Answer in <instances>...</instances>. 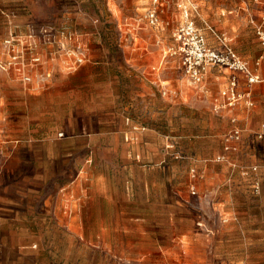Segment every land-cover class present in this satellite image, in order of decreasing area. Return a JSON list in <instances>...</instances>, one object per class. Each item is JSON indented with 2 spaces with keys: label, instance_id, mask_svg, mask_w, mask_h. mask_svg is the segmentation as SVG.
<instances>
[{
  "label": "crops",
  "instance_id": "1",
  "mask_svg": "<svg viewBox=\"0 0 264 264\" xmlns=\"http://www.w3.org/2000/svg\"><path fill=\"white\" fill-rule=\"evenodd\" d=\"M183 10L186 21L189 9L185 6ZM40 30L51 36L40 38L42 46L36 53L40 62L32 63L40 71L33 74L32 67L23 68L32 74L28 83L8 72L10 87L0 89V137L2 132L22 146L21 153L13 156L21 166L10 170L12 181L0 202V229H4L0 231V264H32L40 252L33 243L42 240L40 236L49 226L57 227L59 234L64 228L74 241L100 249L95 250L110 263L118 258L122 260H116L118 264H142L136 259L157 255V228L173 224L175 210H186L194 221L197 216L189 192L175 188L179 167L175 168L168 148L172 132L168 112L172 124L176 99L201 112H219L220 91L233 72L224 67L209 69L198 88L202 97L192 100V81L181 94L175 93L172 76L166 70L158 72L155 58L135 53L125 64L139 71L133 76L138 86L133 97L136 103L129 102L124 86L117 101L115 95L111 101L108 94L98 108L83 100V91L58 82L59 75L73 76L68 72L72 53L64 42L53 40L54 27L43 25ZM34 33L30 29L29 37ZM154 35L157 33L151 39ZM207 37L209 44L214 41L210 33ZM134 39L126 46L131 50L141 39V50L146 41L141 36ZM246 58L251 61L252 55ZM236 74L240 89L245 90L244 75ZM87 78L93 81L94 76ZM118 84H123L120 77ZM251 90L253 104L241 101L223 108L222 123L226 126L233 119L241 129V139L232 149H225L234 161L233 173L247 177L251 167L257 166L250 176L257 178L254 186L259 192L264 181V81ZM159 117L164 124H159ZM99 165L104 170L96 173ZM198 167L203 171L201 186L215 180L205 163ZM115 241L120 244H113ZM145 242H153V248H147ZM167 252L161 251L165 258Z\"/></svg>",
  "mask_w": 264,
  "mask_h": 264
},
{
  "label": "rangeland",
  "instance_id": "2",
  "mask_svg": "<svg viewBox=\"0 0 264 264\" xmlns=\"http://www.w3.org/2000/svg\"><path fill=\"white\" fill-rule=\"evenodd\" d=\"M185 6L190 13L188 19L195 22L206 38L207 33L214 38L210 42L212 47L226 42L255 71L261 70L264 58L261 65L257 60L264 56V45L252 22L260 11L256 0H159L156 5L153 0H0V89L10 87L8 72L11 76L16 73L18 79L28 83L30 80L26 77L31 79L32 74L23 68L32 67L33 74L40 71L41 67L37 69L32 63L40 62L33 58L42 46L40 38L49 34L40 30L47 25L55 28L51 30L56 33L53 40L64 42L73 57L68 71L73 76L59 78V75L58 82L83 91V100L93 102L94 107L100 108L108 94L111 101L112 95L117 101L118 91H123L124 86L128 88L129 102L136 103L133 97L138 86L133 76L139 71L125 64V59L135 53L155 58L158 72L166 70L173 78L174 92L181 94V89L190 87L191 81L182 64L177 38L178 29L185 23ZM153 8L159 17L156 25L147 17ZM30 29L36 32L31 38ZM154 33L157 35L151 39ZM12 36L14 42L8 48L6 40ZM135 36L146 41L141 50V39H137L135 46L132 44L131 50L126 46ZM31 39L37 44L30 42ZM246 55H252L251 61ZM90 75L94 76L93 81L87 78ZM119 77L122 86L118 84ZM194 84L195 88L190 87L192 100L200 95L198 88L202 83ZM159 119V124H164V119ZM223 119L222 109L201 112L177 99L174 101L172 124H169V112L167 122L172 131L168 148L173 153L175 168L179 167L175 188L189 192L191 202L197 207V216L194 221L186 210H175L174 223L157 228V255L136 261L142 264H264V181L257 192L254 186L257 178L250 176L256 170L251 167L250 174L243 178L233 173L234 161L225 150V136L236 126L233 119L223 125ZM1 135L0 202L12 181L10 170L21 166L13 156L22 151L20 141L8 139L2 132ZM200 162L211 169V177L215 178L202 186ZM102 170L101 165L95 167L96 173ZM0 231H4L3 227ZM59 233L57 227H45L40 236L42 240L33 243L40 252L31 260L32 264H118L116 260L122 261L116 258L115 263H110L97 251L100 249L74 241L64 228ZM145 245L153 248L154 243L145 242ZM162 249L168 251L167 258Z\"/></svg>",
  "mask_w": 264,
  "mask_h": 264
},
{
  "label": "built area",
  "instance_id": "3",
  "mask_svg": "<svg viewBox=\"0 0 264 264\" xmlns=\"http://www.w3.org/2000/svg\"><path fill=\"white\" fill-rule=\"evenodd\" d=\"M158 2L159 0H153L155 5L158 4ZM256 2L260 5V12L258 18H252V22L264 45V0H256ZM147 17L152 25L159 23L157 9L153 8L149 10ZM45 33H47V31ZM46 36L45 34L44 39ZM31 37H33V34H31ZM13 38L12 36L6 40L8 48H10L14 42ZM177 38L181 44L182 64L186 74L192 82L196 84L202 83L207 71L212 67H224L233 72L228 85L220 91L223 100L219 103L217 110L225 107H233L241 101H245L247 105L253 104L251 87L256 83L264 81V64L261 65L264 56L257 60V64L261 65V70L255 71L251 64L238 54L228 43L225 42L220 49L212 47L207 42L205 35L197 28L195 22L190 19L186 20L185 23L180 26L177 32ZM33 60L38 62L40 57L35 56ZM236 73H242L244 75L247 84L245 90L240 89L241 80ZM26 79L30 80L29 77H26ZM240 139L241 129L235 127L225 136V149H232V144L238 142ZM252 169L257 170L258 167L253 166ZM258 189L259 187L257 186L256 190ZM192 193H196L194 188H192Z\"/></svg>",
  "mask_w": 264,
  "mask_h": 264
}]
</instances>
